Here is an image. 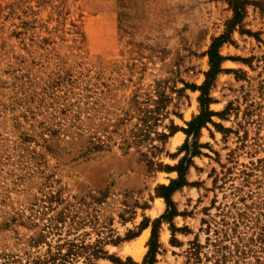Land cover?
Wrapping results in <instances>:
<instances>
[{"label":"rangeland","instance_id":"1","mask_svg":"<svg viewBox=\"0 0 264 264\" xmlns=\"http://www.w3.org/2000/svg\"><path fill=\"white\" fill-rule=\"evenodd\" d=\"M225 32L223 69L209 90L215 114L200 129L190 184L172 193L185 212L173 222L191 232L172 235L163 221L155 264L183 263L203 207L215 192L222 197L210 190L209 174L220 162L233 164L231 150L234 170L264 157V0H0V261L22 253L31 233L19 214L25 218L32 204L53 193L80 205L103 234L112 230L122 238L104 246L121 262L105 256L96 264L142 263L151 224L141 230L148 228L140 245V234L124 237L144 217L165 211L154 188L177 172L152 170L135 147L124 153L120 145L127 139L155 161L178 162L187 137L182 128L200 112L207 50ZM172 123L178 129L163 140L158 132L168 133ZM93 135L106 146L87 149ZM253 171L243 188L264 196V172ZM234 183L241 186L242 176ZM101 192L107 196L99 201L88 196ZM82 194L88 195L79 202ZM87 222L81 229L94 239Z\"/></svg>","mask_w":264,"mask_h":264},{"label":"trees","instance_id":"2","mask_svg":"<svg viewBox=\"0 0 264 264\" xmlns=\"http://www.w3.org/2000/svg\"><path fill=\"white\" fill-rule=\"evenodd\" d=\"M227 33L216 36L207 53L209 55V69L205 72V80L198 86L200 90L199 102L200 112L188 121L187 127L182 128L187 134L186 140L180 147L184 155L174 165L155 161L149 158L147 152L139 147V144H131L127 139L123 140L120 147L124 153L135 147L152 170L176 171L177 176L169 183H158L154 190L155 195L163 197L166 202L165 211L158 217L151 220L144 217L136 231L129 230L124 239H131L140 234L141 230L151 224V234L148 239V250L141 264H155L156 254L160 247L159 230L163 221L169 223L172 235L177 230L191 232L187 228L177 227L173 219L180 212L172 199V193L186 184L187 172L193 164L192 157L201 154L199 132L202 126L211 120L215 114L210 109L212 101L210 86L216 74L223 68L221 62L224 56L220 53V45L227 40ZM170 131L158 132L159 137L167 139L178 129L172 123ZM226 128H223V131ZM229 131V129H226ZM23 138H27L26 132H21ZM139 133L133 132V136ZM22 136V135H21ZM88 142L84 143L87 149L102 148L106 145L100 135L89 136ZM159 150V146L152 145ZM233 164L220 162L219 171L213 168L209 174L212 177V187L222 192L218 200V193L215 192L209 206L203 207L205 216L201 218L200 227L194 232L192 239L188 240V246L184 249L185 259L182 264H264V196L259 188H243L250 185L253 170L260 169L264 172V157L250 161V164H242L238 170H234L237 160L234 159V151L231 150L228 156ZM242 176V185L234 183L236 177ZM230 180V182H228ZM257 181V180H255ZM262 184V181H261ZM88 194H82L78 201H83ZM98 201L106 197V192L99 196L88 195ZM38 204H32L29 214L23 217L19 214L21 223L27 225L31 233L28 235L22 253H9L2 257L0 264H96V260L108 256L116 262H121L118 256L111 255L105 249L108 242H119L122 238L114 236L112 230L108 234L96 229V222L82 214V207L70 201H63L53 193L44 194L38 199ZM37 203V202H35ZM35 205V207H34ZM140 207H147V204H138ZM215 208V212L211 209ZM90 222L97 236L90 238V231L82 230L87 221ZM200 232L205 233L204 241L200 239ZM88 237V238H87ZM171 241L177 243L175 237ZM181 245V244H180Z\"/></svg>","mask_w":264,"mask_h":264},{"label":"bare ground","instance_id":"3","mask_svg":"<svg viewBox=\"0 0 264 264\" xmlns=\"http://www.w3.org/2000/svg\"><path fill=\"white\" fill-rule=\"evenodd\" d=\"M181 132H177L175 135H174V137H175V139L176 140H179V138L181 137ZM159 205V204H158ZM146 235H147V232H144L138 239H137V241H136V244L137 245H140V244H142V242L145 240V238H146ZM140 252L141 251H139V252H137V254H140Z\"/></svg>","mask_w":264,"mask_h":264},{"label":"crops","instance_id":"4","mask_svg":"<svg viewBox=\"0 0 264 264\" xmlns=\"http://www.w3.org/2000/svg\"><path fill=\"white\" fill-rule=\"evenodd\" d=\"M144 232H147V234H148V228L147 229H145V230H143V232L142 233H140V235L138 236V238L144 233ZM146 238H147V235H146ZM145 238V239H146Z\"/></svg>","mask_w":264,"mask_h":264}]
</instances>
